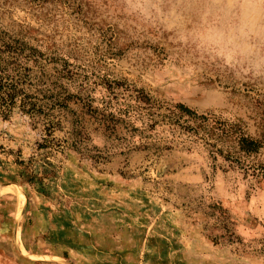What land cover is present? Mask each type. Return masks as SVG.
I'll return each instance as SVG.
<instances>
[{"label": "rangeland", "instance_id": "rangeland-1", "mask_svg": "<svg viewBox=\"0 0 264 264\" xmlns=\"http://www.w3.org/2000/svg\"><path fill=\"white\" fill-rule=\"evenodd\" d=\"M186 15L197 28L199 10ZM0 32L37 49L45 83L77 97L58 114L61 153L37 149L43 128L21 109L0 119V264H264V181L160 121L180 104L257 138L264 78L238 75L125 0H0ZM134 90L159 107L142 135L133 118L119 125V109L139 105ZM75 125L87 137L78 153L66 140ZM213 206L234 243L211 242Z\"/></svg>", "mask_w": 264, "mask_h": 264}, {"label": "trees", "instance_id": "trees-1", "mask_svg": "<svg viewBox=\"0 0 264 264\" xmlns=\"http://www.w3.org/2000/svg\"><path fill=\"white\" fill-rule=\"evenodd\" d=\"M45 63L43 55L35 48L23 41L12 39L0 32V119L8 117L13 109L22 111L29 118L35 119L43 128V138L37 145L38 150L55 149L62 152V145L53 137L55 131H62L59 113L68 111V103L77 97L66 94V89L54 79L49 82L43 69ZM58 81L63 76H58ZM67 80V79H65ZM137 96L134 98L138 105L135 110L130 108L119 109V125L123 120H137L142 127V134L153 129L157 124L154 119L160 115L153 113L159 109L158 104L141 90H134ZM91 102V100H89ZM111 115V114H110ZM168 120L173 126L191 133L209 149L211 160L216 157L227 164L228 168H235L242 172L244 177L254 181H264V132L257 138L245 133L241 123L227 122L197 115L183 105L173 106L168 116L161 117ZM176 118L178 120H174ZM159 121V122H160ZM79 124V123H78ZM73 134L67 133L66 140L70 141L67 148L79 152L81 143L87 140L83 127L75 125ZM136 130V129H134ZM56 142V143H54ZM67 142V141H66ZM66 148V149H67ZM215 207V206H213ZM217 215L218 235L210 236L211 242L217 244L218 240L226 243H234L235 237L227 228L225 213L215 207Z\"/></svg>", "mask_w": 264, "mask_h": 264}, {"label": "clouds", "instance_id": "clouds-1", "mask_svg": "<svg viewBox=\"0 0 264 264\" xmlns=\"http://www.w3.org/2000/svg\"><path fill=\"white\" fill-rule=\"evenodd\" d=\"M148 22L178 30L182 43L251 78H264V0H125ZM200 24L188 30L187 13Z\"/></svg>", "mask_w": 264, "mask_h": 264}]
</instances>
